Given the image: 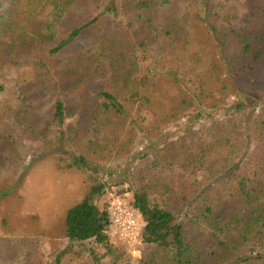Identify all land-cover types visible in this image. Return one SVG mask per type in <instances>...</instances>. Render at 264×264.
Wrapping results in <instances>:
<instances>
[{"label":"trees","instance_id":"obj_1","mask_svg":"<svg viewBox=\"0 0 264 264\" xmlns=\"http://www.w3.org/2000/svg\"><path fill=\"white\" fill-rule=\"evenodd\" d=\"M30 157L86 185L50 264H131L121 185L156 264H264V0H0V199Z\"/></svg>","mask_w":264,"mask_h":264},{"label":"rangeland","instance_id":"obj_2","mask_svg":"<svg viewBox=\"0 0 264 264\" xmlns=\"http://www.w3.org/2000/svg\"><path fill=\"white\" fill-rule=\"evenodd\" d=\"M180 131V124H173L163 134L175 137ZM26 164L21 189L0 199V264L52 263L68 246L62 233L64 212L81 199L86 188L83 175L57 171L52 158L30 157ZM125 190V185L107 189L100 204L130 199ZM140 246L141 255L130 257L129 262L156 264L153 243L143 239Z\"/></svg>","mask_w":264,"mask_h":264},{"label":"built area","instance_id":"obj_3","mask_svg":"<svg viewBox=\"0 0 264 264\" xmlns=\"http://www.w3.org/2000/svg\"><path fill=\"white\" fill-rule=\"evenodd\" d=\"M109 231L115 245L128 257L141 255V240L144 223L140 213L131 207L127 198L116 199L110 203Z\"/></svg>","mask_w":264,"mask_h":264}]
</instances>
